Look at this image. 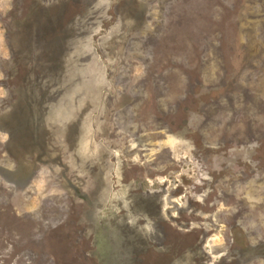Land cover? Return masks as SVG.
I'll return each mask as SVG.
<instances>
[{
  "label": "rangeland",
  "instance_id": "obj_1",
  "mask_svg": "<svg viewBox=\"0 0 264 264\" xmlns=\"http://www.w3.org/2000/svg\"><path fill=\"white\" fill-rule=\"evenodd\" d=\"M3 105L44 142L18 193L0 131V264H97L74 187L168 243L148 264H264V0H0Z\"/></svg>",
  "mask_w": 264,
  "mask_h": 264
},
{
  "label": "trees",
  "instance_id": "obj_2",
  "mask_svg": "<svg viewBox=\"0 0 264 264\" xmlns=\"http://www.w3.org/2000/svg\"><path fill=\"white\" fill-rule=\"evenodd\" d=\"M37 10V8H33V11ZM13 86L14 85H12V87ZM231 89L232 87L228 88V90ZM4 99L6 100L7 98ZM5 107V105L0 107V131L5 130L9 135V139L5 143L6 154L8 157L15 159V168L14 170H6L1 176L5 182L8 179L10 183H13L14 191L21 193L29 184L33 174L31 172L32 170H24L21 162V155L19 154L22 153L24 149L35 146V142L38 144H40L41 141L44 142V138L40 132L41 129L38 123H30L31 120L28 118L29 113L24 112V110H21V108H19L20 106L18 107L17 105L8 112ZM14 118H16V120H14ZM40 157L41 156H39V158ZM71 186L74 187L73 185ZM0 194L2 202L5 203V199L7 198L6 192L3 191V194ZM10 195L15 196L14 194ZM73 195V197L78 198L80 202L74 199L72 211L69 210L65 203L61 204L59 201H54L55 203L46 206L43 215L48 220V225L52 230L56 223L61 222V219L64 218L68 210L70 213L72 212L73 220L71 224L78 225L77 242L79 245L89 242L91 248L87 249L86 253L93 258L97 264H148L145 255L148 256L151 254L150 251L153 250V248L162 254L167 253L168 243L159 241L160 246L157 248V246H155L156 239L154 238L151 240L155 233H152V236H149V234L144 235L138 228L139 225L135 222L133 224L130 219L127 218V213L124 210H119L110 205L100 203L99 200L79 190L77 187L73 188ZM138 209L139 206L135 208V210ZM157 212L156 207L152 208V216H156L161 220ZM152 219L153 222L156 223L155 219ZM30 233L32 232H29L28 235ZM20 234L22 235V233ZM160 237L162 238V236H159V238ZM163 239L165 240L164 237ZM163 245L164 248L161 247ZM46 248L47 250L44 255L48 254V252L50 253L49 245L46 246ZM180 252L183 254L172 259L170 264H183L188 254L198 255L195 247L194 249L192 248L191 251H189V249L185 251L184 249ZM76 253L77 258L82 256V251H80V249H78ZM191 255L189 256L191 257ZM80 257L78 261L77 259L75 260L78 264H83ZM48 263L56 264L53 258L48 261Z\"/></svg>",
  "mask_w": 264,
  "mask_h": 264
},
{
  "label": "bare ground",
  "instance_id": "obj_3",
  "mask_svg": "<svg viewBox=\"0 0 264 264\" xmlns=\"http://www.w3.org/2000/svg\"><path fill=\"white\" fill-rule=\"evenodd\" d=\"M35 94H36V92H35ZM47 108V107H46Z\"/></svg>",
  "mask_w": 264,
  "mask_h": 264
}]
</instances>
